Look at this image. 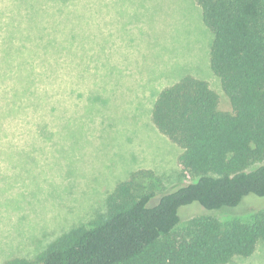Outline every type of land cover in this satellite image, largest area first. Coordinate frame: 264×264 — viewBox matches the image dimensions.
<instances>
[{"label":"trees","instance_id":"16d2710c","mask_svg":"<svg viewBox=\"0 0 264 264\" xmlns=\"http://www.w3.org/2000/svg\"><path fill=\"white\" fill-rule=\"evenodd\" d=\"M68 1L0 0V142L13 134L36 141V95L52 89L60 49L44 39L69 27ZM195 1L232 110L221 111L218 94L191 75L157 96L151 122L181 149L179 174L188 182L170 192L153 170L133 172L88 226L63 233L35 258L4 264H229L264 242V210L181 225L188 206L217 212L264 197V0Z\"/></svg>","mask_w":264,"mask_h":264},{"label":"rangeland","instance_id":"374dc122","mask_svg":"<svg viewBox=\"0 0 264 264\" xmlns=\"http://www.w3.org/2000/svg\"><path fill=\"white\" fill-rule=\"evenodd\" d=\"M68 13L69 27L44 39L60 49L52 89L36 95V141L13 134L0 142V264L35 258L88 226L133 172L153 170L170 192L188 182L179 174L181 149L151 122L164 88L191 75L208 82L221 111L232 110L195 0H69ZM259 210L264 197L217 212L194 204L181 225L198 215L247 220ZM229 264H264V242Z\"/></svg>","mask_w":264,"mask_h":264}]
</instances>
